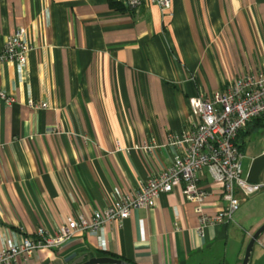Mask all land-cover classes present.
Wrapping results in <instances>:
<instances>
[{
    "label": "crops",
    "instance_id": "crops-1",
    "mask_svg": "<svg viewBox=\"0 0 264 264\" xmlns=\"http://www.w3.org/2000/svg\"><path fill=\"white\" fill-rule=\"evenodd\" d=\"M110 0H0V49L23 28L22 68L0 62V250L39 228L102 211L170 165L173 136L195 123L190 99L264 68V0L146 1L116 10ZM124 4L126 0H111ZM43 102L33 109L28 100ZM241 175L264 182V116L236 139ZM152 147V148H151ZM205 212L224 206L206 171ZM203 236L179 189L154 207L109 223L104 237L77 233L19 264H81L108 256L131 264H242L264 223V189ZM248 264H264V232Z\"/></svg>",
    "mask_w": 264,
    "mask_h": 264
},
{
    "label": "built area",
    "instance_id": "built-area-1",
    "mask_svg": "<svg viewBox=\"0 0 264 264\" xmlns=\"http://www.w3.org/2000/svg\"><path fill=\"white\" fill-rule=\"evenodd\" d=\"M145 1L157 5L163 15L170 14L171 0H126L124 5L134 9ZM30 48L25 30L19 28L4 41L0 62L15 63L22 68ZM0 98L6 104L14 101L2 93ZM27 103L33 109L46 107L45 103L32 99ZM190 107L195 123L170 140L174 154L169 166L140 183L132 196H121L102 211L69 217L54 235L39 228L34 236L4 245L0 250V264L24 263L36 251L55 248L77 233L93 235L102 241L107 224L127 219L132 210L154 207L161 194H170L176 189L194 205L198 218L196 232L200 236L206 227L230 221L240 206L237 192L248 198L264 189V182L253 184L242 178V155L236 143L239 132L249 122L264 116V68L255 74L240 76L208 96L190 99ZM203 171L220 187L225 203L212 215L203 209L209 197L208 191L199 185Z\"/></svg>",
    "mask_w": 264,
    "mask_h": 264
},
{
    "label": "water",
    "instance_id": "water-1",
    "mask_svg": "<svg viewBox=\"0 0 264 264\" xmlns=\"http://www.w3.org/2000/svg\"><path fill=\"white\" fill-rule=\"evenodd\" d=\"M264 232V223L253 233L251 236L244 252V256L242 259V264H248L249 259L253 250V246L260 235ZM81 264H130L121 259L108 257V256H101V257H92Z\"/></svg>",
    "mask_w": 264,
    "mask_h": 264
},
{
    "label": "trees",
    "instance_id": "trees-1",
    "mask_svg": "<svg viewBox=\"0 0 264 264\" xmlns=\"http://www.w3.org/2000/svg\"><path fill=\"white\" fill-rule=\"evenodd\" d=\"M109 6L111 7V8H114V9H116V10H126V9H128L123 3H121V2H113V1H109ZM128 10H132V9H128ZM263 117V116H262ZM257 119H259V118H257ZM237 146H238V144H237ZM238 148H239V146H238ZM131 264V263H130Z\"/></svg>",
    "mask_w": 264,
    "mask_h": 264
}]
</instances>
